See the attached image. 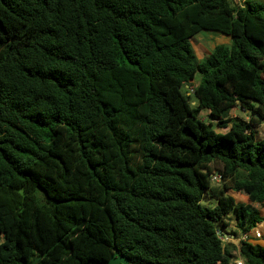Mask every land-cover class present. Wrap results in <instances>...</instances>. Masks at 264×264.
<instances>
[{"label":"trees","instance_id":"1","mask_svg":"<svg viewBox=\"0 0 264 264\" xmlns=\"http://www.w3.org/2000/svg\"><path fill=\"white\" fill-rule=\"evenodd\" d=\"M263 119L264 0H0V264H264Z\"/></svg>","mask_w":264,"mask_h":264},{"label":"rangeland","instance_id":"2","mask_svg":"<svg viewBox=\"0 0 264 264\" xmlns=\"http://www.w3.org/2000/svg\"><path fill=\"white\" fill-rule=\"evenodd\" d=\"M223 38H226V39L224 40ZM229 39L230 38H228V36L221 34L219 32L202 30L201 32L194 35V37L191 39L190 42H191L192 49L194 50L197 60H202L203 58H205V56L212 49L213 46L217 44H228ZM199 77L200 75L196 74L194 80H192L188 86H184L181 88L182 92L187 95L192 105L197 102V98L193 93V88L195 85L198 84ZM238 113L243 115L245 119L248 120L249 114L246 112L243 113L238 108H236L235 110L234 109L231 110L230 115L234 117ZM200 116L205 121L208 120L207 112L205 110H202L200 112ZM255 130H256L258 137H264V119L262 120V122L259 123V125L255 126ZM231 197L234 201H236V197L234 195H231ZM233 222L234 221H231L232 224Z\"/></svg>","mask_w":264,"mask_h":264},{"label":"crops","instance_id":"3","mask_svg":"<svg viewBox=\"0 0 264 264\" xmlns=\"http://www.w3.org/2000/svg\"><path fill=\"white\" fill-rule=\"evenodd\" d=\"M228 38H230V37H228ZM224 40L226 39V38H223ZM229 43H230V39H229ZM229 43L228 44H224V45H229ZM213 48V47H212ZM236 108H234V110H235ZM231 116V115H230ZM227 194L231 197V195H234L235 197H236V201H234L235 203H237V204H240V203H242V204H247V203H249V200H248V198L246 197V196H244V195H242V194H240V193H238V192H234V191H231V190H229V191H227ZM232 198V197H231ZM232 220V219H231ZM233 221V220H232ZM229 231L231 232V231H233V232H236V235H228V234H224V237H225V241H224V244H226V243H231V244H233V245H236L237 244V242L240 240V239H242V234H243V232H241L240 230H238L237 228H236V226H235V221L233 222V224L232 223H230V226H229ZM255 231H258L260 234H261V236L260 237H258V238H256V237H254L253 236V233L255 232ZM248 235H249V238H248V242H250L251 244H253V245H260V246H263L264 247V212H263V219H262V221L261 222H259V223H257L256 224V226L255 227H253L252 229H250L248 232ZM231 254H232V256H233V258H232V260L230 261V264H234V262L236 261V260H238V259H241L240 257H239V254H238V252H237V249H234L232 252H231Z\"/></svg>","mask_w":264,"mask_h":264},{"label":"water","instance_id":"4","mask_svg":"<svg viewBox=\"0 0 264 264\" xmlns=\"http://www.w3.org/2000/svg\"><path fill=\"white\" fill-rule=\"evenodd\" d=\"M107 264H128V260L124 256L115 252L111 255L110 259L107 261Z\"/></svg>","mask_w":264,"mask_h":264},{"label":"built area","instance_id":"5","mask_svg":"<svg viewBox=\"0 0 264 264\" xmlns=\"http://www.w3.org/2000/svg\"><path fill=\"white\" fill-rule=\"evenodd\" d=\"M214 179H215V177H214ZM215 180H216V179H215ZM253 236L256 237V238H258V237L261 236V234H260L258 231H255V232L253 233ZM248 238H249L248 233L245 232V233L242 234V240H248ZM222 240L225 241V237H224V236L222 237ZM234 264H244V262H243L242 259H238V260H236V261L234 262Z\"/></svg>","mask_w":264,"mask_h":264}]
</instances>
